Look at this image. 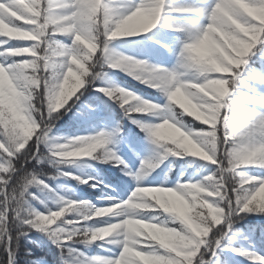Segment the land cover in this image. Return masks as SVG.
I'll use <instances>...</instances> for the list:
<instances>
[{"label": "clouds", "instance_id": "obj_1", "mask_svg": "<svg viewBox=\"0 0 264 264\" xmlns=\"http://www.w3.org/2000/svg\"><path fill=\"white\" fill-rule=\"evenodd\" d=\"M12 8L23 9L16 17L21 25L5 22ZM190 12L200 19L173 21L166 15ZM158 26L181 34L171 68L110 47ZM0 37V46L26 42L0 51V150L8 156L31 147L28 161L54 170L48 179L71 177L81 184L93 177L63 169L83 170L79 162L85 158L113 167L125 163L109 147L110 135H54L56 122L106 66L165 98L158 104L123 87L99 89L126 117L158 118L138 123L153 146V161L142 168V160L137 173L125 175L146 180L169 157L191 158L188 163L200 172L199 179L173 187L138 183L126 199L98 207L58 195L35 167L24 168L9 184L15 170L0 165V248L11 255L5 264H15L19 241L33 232L55 246L58 264H97V256L78 248L97 242L120 249L110 264H197L213 232L223 239L228 232L221 235L220 229L227 225L232 232L242 214L264 215V175L245 171L264 170V92L249 84L264 85V75L249 71L251 58L264 54V0H211L200 8L173 6L168 0H140L127 7L114 0H72L58 6L55 15L45 0H9L0 5ZM193 122L204 127L195 128ZM238 251L264 264V256ZM25 256L33 264L30 249Z\"/></svg>", "mask_w": 264, "mask_h": 264}, {"label": "rangeland", "instance_id": "obj_2", "mask_svg": "<svg viewBox=\"0 0 264 264\" xmlns=\"http://www.w3.org/2000/svg\"><path fill=\"white\" fill-rule=\"evenodd\" d=\"M137 0H114V3L120 7H127ZM170 5L173 6H196L206 7L210 4L211 0H168ZM173 21L184 20H197L200 19L198 14H174L170 17ZM181 34L178 32L170 31L169 29L158 26L153 31L139 36L124 38L111 42V49L116 53H122L128 56L135 57L138 60L147 61L151 65H160L171 68L176 62V39ZM26 42H10V46H23ZM249 71L256 75H264V54L257 53L250 60ZM250 89L264 92V85L256 81L249 82ZM109 86H119L130 90L143 99L164 104L165 98L163 94L145 84L135 80L132 76L123 71L104 67L101 75L96 81L90 85L86 90H82L83 95H80L79 100L75 101V106L72 107L70 112L63 115L60 120L56 122L54 128V135L59 138L70 136H92L101 132L110 134L113 143L109 147L113 148L117 154L125 161L128 172L135 174L141 167V161H153L154 154L152 151L153 146L147 141L145 135L136 132L129 121L120 119L119 115L124 112L122 109L103 92L99 91L100 88ZM79 95V94H78ZM101 97L108 102L107 106H99L97 111H93L89 99ZM139 121L147 120L150 122H158V118L152 116H138ZM195 123V122H194ZM193 126L196 127L194 124ZM119 131H116V130ZM136 132V133H135ZM177 161L173 157H169L160 168L156 169L150 177L143 181H136L132 175H125L123 166L109 167L106 169L110 171L108 178H103L101 183L107 188L112 189V194H119L122 199H126L130 192L137 186L138 183L173 187L177 181L194 180L200 178L198 169H188V160ZM83 165V170L77 166H73L76 172L82 178H87L88 170L94 171L95 163L91 159L79 162ZM260 170L255 168L245 169ZM174 172L175 177L170 176ZM169 175V176H168ZM254 175V174H252ZM96 180H94L95 184ZM92 183V184H93ZM51 188L60 196L68 199L87 200L95 203L96 206H106L107 203H102V191L100 187H92V184H81L76 182L73 184L65 178H57L53 182L48 183ZM150 215H157L151 213ZM257 235V240L254 243H249L243 238H239L234 232H230L228 237L225 238L222 248L217 250V255L213 257L215 264H220V257L225 255L226 264H256V262L239 254L238 250L254 252L260 256H264V230L257 232V227L250 231V236ZM262 235V236H260ZM40 237L47 240L40 234ZM48 241V240H47ZM230 245H236L235 248ZM82 251L88 257H111L114 253L119 251V248L103 244L99 242L92 245L90 248H83ZM111 249V251H109ZM207 259V257H206ZM33 264H47L43 258L32 260Z\"/></svg>", "mask_w": 264, "mask_h": 264}, {"label": "trees", "instance_id": "obj_3", "mask_svg": "<svg viewBox=\"0 0 264 264\" xmlns=\"http://www.w3.org/2000/svg\"><path fill=\"white\" fill-rule=\"evenodd\" d=\"M17 23H23V21H18ZM59 39L63 40L65 43L69 42L67 37H58ZM9 45H5L7 47ZM89 104H91V108L93 111H97L99 106H107L108 102L103 100V98L96 96L95 99H89ZM123 111V110H122ZM120 119H124L125 121H129L132 128L138 132L139 134L145 135L144 132L140 130V127L138 123H133L132 119H137L138 116H134L132 118L126 117L125 114H120L119 115ZM187 119V118H186ZM139 121V120H138ZM147 121V120H142ZM192 123L191 121H189ZM194 123V122H193ZM194 125L198 128L204 127L201 124H195ZM135 132V133H136ZM191 159V158H189ZM188 159V160H189ZM187 160V162H188ZM95 163V169L94 171L88 170L87 173L89 176L93 177L92 180L89 181V184H92L94 180H96L95 185L100 187L101 189L105 190L102 191L103 194V199L100 200L102 203H107L111 204L122 199V196L119 194H112V189L107 188L104 184L101 183V180L103 178H108V175L110 171H107L109 167H113L111 163H101L98 161L93 160ZM29 169H32L35 167L36 171H42L45 173V175L42 177L46 179L47 183L53 182V179H48L47 174L53 173L54 170L49 168L47 165H42V166H36V162L33 160L29 165H27ZM197 169L195 166L190 165L188 163V169ZM109 170V169H108ZM63 171L71 172L73 175L79 176V174L76 172L73 166L66 167L63 169ZM252 172L254 175H264V170H249ZM169 176V175H168ZM170 176L173 178L175 177V173L172 172L170 173ZM58 178H65L71 181L73 184L78 182L76 179H73L71 177H58ZM94 184V183H93ZM105 197H110L111 199H105ZM93 203V202H92ZM95 204V203H93ZM96 205V204H95ZM39 207V205H37ZM254 227H257V232H260V230H264V215H258V214H242V217L238 219V222L234 224L233 226V232L236 234L239 238L245 239L249 243H254L257 240V235L254 237L250 236V231ZM262 236V235H260ZM34 241V243H29L28 241ZM231 247L235 248L236 245H230ZM15 247V245H14ZM79 250L82 251L81 247L78 246ZM30 249L31 250V260L37 259V258H43L46 260L47 264H58V250L55 248L54 245H52L49 241L43 239L40 237V234L37 232H33L29 235L28 238L26 239H21L19 241L18 245V251L16 252V259H15V264H28V258L25 256V250ZM83 252V251H82ZM11 255H10V250L5 251L4 249L0 248V264H5V261L10 260ZM226 257L225 255L220 257V264H226Z\"/></svg>", "mask_w": 264, "mask_h": 264}, {"label": "snow or ice", "instance_id": "obj_4", "mask_svg": "<svg viewBox=\"0 0 264 264\" xmlns=\"http://www.w3.org/2000/svg\"><path fill=\"white\" fill-rule=\"evenodd\" d=\"M140 0H137V2L135 3H139ZM145 3H147V0H144ZM72 0H45V6L49 7L50 6V11L52 12L53 15H55L57 13L58 10V6L60 5H64V4H71ZM169 3V2H168ZM9 4V0H0V5H4L7 6ZM134 6V4H133ZM120 7V6H118ZM186 7H192V8H200V7H196V6H186ZM9 11L11 12V16L10 17H6L5 18V22L8 23L9 20L16 24V25H21L22 23H17L18 21H23L22 19H17V16H22L23 14V9H17V8H12L9 9ZM64 12H67V9H64ZM174 14H198L197 12H190V13H166V15L172 16ZM0 39H3L2 37H0ZM10 46V44H9ZM4 46H0V51L3 50ZM136 123H139L138 120L134 121ZM116 131H119L118 129ZM102 136H108L110 134L105 133V132H101L100 133ZM32 155V149L31 147L29 148V150L27 152H25L24 154H13L12 156H8L3 150H0V165H3L5 168H9V169H14L15 171L12 172L13 175V180L9 181V184L14 183L15 181V177L20 175L24 168H28L26 167L27 165L30 164V162L28 161V158L31 157ZM23 162V167H22V163ZM151 164V161L145 160L144 161V165L143 167H147ZM121 166H123V169L125 170V172H128L127 167L125 166V163L123 161H121ZM2 175V174H0ZM224 232H228L229 235V231H228V226L225 225L220 229V234L222 235ZM213 238H210V242L205 245L200 252V256L197 258V264H200V261L203 260L204 264H215L214 260L212 259L213 257H215L217 255V250L222 248L223 246V242L225 240V238L228 237L224 236L223 239H220V236L217 235L216 232H213ZM219 239V245H217V240ZM109 251H111V249H109ZM120 253V249L119 251H117L116 253H114L111 257H102V256H97V264H110L111 260H114L116 257L119 256ZM207 257V259H206Z\"/></svg>", "mask_w": 264, "mask_h": 264}]
</instances>
